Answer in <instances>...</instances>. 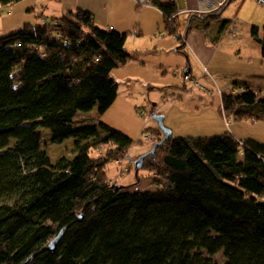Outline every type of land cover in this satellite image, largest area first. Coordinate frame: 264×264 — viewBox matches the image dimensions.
<instances>
[{
	"label": "trees",
	"instance_id": "1",
	"mask_svg": "<svg viewBox=\"0 0 264 264\" xmlns=\"http://www.w3.org/2000/svg\"><path fill=\"white\" fill-rule=\"evenodd\" d=\"M20 1L0 0V10ZM151 3L179 34L176 0ZM251 34L264 58V26ZM126 40L81 7L0 37V264H217L219 253L224 264H264L261 140L228 130L162 142L149 128L153 146L162 142L142 167L154 187L110 183L109 165L134 142L100 120L119 95L113 69L133 58ZM233 88L222 95L225 117L263 120L264 83ZM41 129L55 144L73 139L74 156L53 162ZM209 170L214 183L203 179Z\"/></svg>",
	"mask_w": 264,
	"mask_h": 264
},
{
	"label": "rangeland",
	"instance_id": "2",
	"mask_svg": "<svg viewBox=\"0 0 264 264\" xmlns=\"http://www.w3.org/2000/svg\"><path fill=\"white\" fill-rule=\"evenodd\" d=\"M28 6H30L28 0H23L5 7L3 11L0 10V37L21 29L9 31L13 26L22 27L26 22L36 24L41 21L37 12H30L27 9ZM219 12L221 14L218 17H208L211 24L233 19L237 24L234 35L228 36L229 40L225 44V49L222 50L225 54L220 56V59L223 60L219 61L218 68L226 70L227 79L228 76H239L246 77L243 80H248V82L264 83V58L261 56L260 44L251 34L253 25L260 27L262 31L264 4H260L256 0H233L224 10L216 11V14ZM123 13L127 17V14ZM257 13L260 14V19L257 18ZM179 19L182 22L189 17L182 16ZM135 24L131 27L133 28ZM127 47L142 48L132 42L127 43ZM170 48L169 52L166 48L168 53L161 51L156 54L151 52L152 54L148 55L143 53L141 59H131L128 63L113 69L119 87V95L116 102L100 116L101 121L127 134L134 141L129 151V157L122 158L119 162H112L108 169L110 177L113 178L111 181L118 180V184L130 186L132 191L154 187V173L147 168H141L136 173L134 161L153 146V142L146 136L147 131H151L149 128L158 127V123L152 117V111L157 109L158 111L155 113L164 116V124L172 130L174 136L210 137L228 131L236 124L237 127H240L241 137L248 134L254 135L255 132L261 137L254 136L264 142V120L254 122L251 119L236 121L233 118H225L224 110L220 109L223 92L215 78V72L208 71L206 75L208 69L202 67L201 73L204 76H195L198 84L185 81V53L184 51L178 52L176 47ZM160 62L171 64L172 67H163ZM178 64L181 65L178 66ZM214 68L216 67H211L212 70ZM223 81H225L224 75ZM184 84L190 90H186ZM222 84L225 85V82ZM92 114L97 116V109ZM146 127L149 130H145ZM41 133L42 148L53 162L61 157L71 158L74 156L73 139L70 138L61 144H55L48 129H41ZM212 174V170L205 172L203 179L214 183ZM223 184L230 188L237 187V184L226 179V176L223 178ZM243 190L246 192L245 188ZM250 194L255 193L251 191ZM214 261L217 264H224L223 253L217 254Z\"/></svg>",
	"mask_w": 264,
	"mask_h": 264
},
{
	"label": "crops",
	"instance_id": "3",
	"mask_svg": "<svg viewBox=\"0 0 264 264\" xmlns=\"http://www.w3.org/2000/svg\"><path fill=\"white\" fill-rule=\"evenodd\" d=\"M232 1L233 0H231L229 4ZM28 2L30 6H28L27 9L30 12H37L41 20L46 16L63 15L80 7L92 11L100 27L116 29L120 32L127 33L125 48L133 55L131 59H141L140 57L143 53L144 55L156 54L158 51L166 53V48H168L169 52L171 51L170 47H176L178 52L181 53L184 51L185 53V74H189L193 78H195V76H204L201 73L202 67H206L205 69H208L211 73L215 72V78L223 93L235 90L233 88L235 81L246 79V77L239 76H228L227 79L225 75L226 70L224 68H218L220 65L219 61L223 60L220 59V56L225 54L222 50L225 49V44L229 40L228 36L234 35V29H236L237 23L233 19L211 24L208 19L209 14H216V11L207 14L200 13V10L205 7L203 0H176L179 9L178 12L180 14L177 18L179 34L175 35L169 34L166 30L165 18L161 10L152 5V3L143 2L142 0H28ZM213 3V0H206L207 7H211ZM184 10L187 12L181 13ZM123 12L127 14V17ZM182 16H187L189 19L180 22L179 18H182ZM256 16L260 19L259 13H257ZM134 24L135 26L132 28L131 26ZM19 28H21V26H13L9 31ZM173 37L175 39H172ZM129 42L140 45L142 48H128L127 43ZM253 49L255 48L253 47ZM160 65L163 67H172L171 64L165 62H160ZM179 65L181 64H178V66ZM213 66L216 67L214 70L211 69ZM112 75L116 80L114 70L112 71ZM223 75L225 76V81H223ZM223 82H225V85L222 84ZM183 86L186 90H190L185 84ZM222 105L221 96L220 109H222ZM155 111H158V109ZM239 128L240 127L234 124L229 131L241 139L253 137L259 140L258 137H261L255 132L254 135L258 137L250 134L241 137Z\"/></svg>",
	"mask_w": 264,
	"mask_h": 264
},
{
	"label": "water",
	"instance_id": "4",
	"mask_svg": "<svg viewBox=\"0 0 264 264\" xmlns=\"http://www.w3.org/2000/svg\"><path fill=\"white\" fill-rule=\"evenodd\" d=\"M221 12H222V11H221ZM221 12H219L218 14H215L213 17H218V16H220ZM152 117H153V119L158 123V127H159V129H160V130L164 133V135H165V138H164V140H163L162 142L168 140V139L173 135V133H172V130H170L169 128H167V127L165 126V124H164V120H165L164 116H163V115H160V114H158V113L152 112ZM162 142H160V143L154 145L150 151H148V152H146V153L140 155V156L134 161L135 169H136V173H137V172L143 167V165H144V160H145L147 157H149L150 155H152V154L154 153L155 149L157 148V146H158L159 144H162ZM63 232H64L63 230L60 231L59 234H58L55 238H53V239L50 241L49 245L47 246V248H48L49 250H51V251H53V252L56 250V248H57V246H58V244H59V242H60V240H61V238H62V236H63Z\"/></svg>",
	"mask_w": 264,
	"mask_h": 264
},
{
	"label": "built area",
	"instance_id": "5",
	"mask_svg": "<svg viewBox=\"0 0 264 264\" xmlns=\"http://www.w3.org/2000/svg\"><path fill=\"white\" fill-rule=\"evenodd\" d=\"M143 2H147V3H151V0H142ZM214 3L211 4V7H207L206 6V0H203V3L205 5V7L200 10V13H203V14H207V13H210V12H214V11H218L220 10L225 4H227L229 2V0H213ZM258 3L260 4H264V0H256ZM187 11L184 10L182 11L181 13H186ZM180 13L178 12L177 13V16L179 15ZM208 74V70L206 71V75ZM184 79L185 81H192L194 82L195 84H198V80L196 78H193L191 75L189 74H185L184 76ZM146 138L148 140H153L155 138V135L150 133V132H147V136Z\"/></svg>",
	"mask_w": 264,
	"mask_h": 264
},
{
	"label": "bare ground",
	"instance_id": "6",
	"mask_svg": "<svg viewBox=\"0 0 264 264\" xmlns=\"http://www.w3.org/2000/svg\"><path fill=\"white\" fill-rule=\"evenodd\" d=\"M222 96V95H221ZM223 103V102H222ZM223 106V105H222ZM152 112H155V111H152ZM147 128V127H146ZM146 128H145V130H146ZM147 132H150V133H152V134H154L152 131H147ZM155 135V134H154ZM151 142H153L154 141V139L153 140H150ZM116 181H111L110 180V183L111 184H113V183H115Z\"/></svg>",
	"mask_w": 264,
	"mask_h": 264
}]
</instances>
